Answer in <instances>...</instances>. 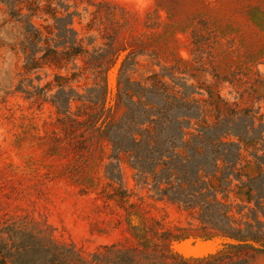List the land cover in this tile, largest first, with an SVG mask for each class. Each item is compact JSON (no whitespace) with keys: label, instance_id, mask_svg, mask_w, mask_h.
<instances>
[{"label":"rangeland","instance_id":"374dc122","mask_svg":"<svg viewBox=\"0 0 264 264\" xmlns=\"http://www.w3.org/2000/svg\"><path fill=\"white\" fill-rule=\"evenodd\" d=\"M240 1L0 0V215L52 238L59 261L60 248L67 244L76 251H64L67 264H76L79 258L118 264L117 252L138 243L125 209L101 191L112 194L122 185L151 224L176 236L187 235L172 239L158 254L138 256V264H183L161 258L166 249L187 259L221 250L226 241L199 234L207 225L197 205L214 204L213 196L191 195L181 203L186 193L176 175L171 178L177 185L170 188V197L154 189L170 187L165 175L179 162L180 166L185 162L187 178L193 179L189 173L200 167L212 173L219 164L218 175L236 183L241 155L264 154L258 139L264 138V100L248 94L254 79L264 78V23L258 20L262 10L251 6L259 3L264 8V0L246 1L247 6ZM243 7L250 25L234 12ZM74 46L89 52L58 67L28 68L29 59L42 57L48 48L65 51ZM115 71L116 86L110 79ZM58 73L62 86L56 82ZM153 74L168 85L167 90L156 89L150 81ZM216 75L227 79L218 86L222 97L256 115L249 138L229 135L216 142L231 127L205 102L202 79L214 82ZM115 87L116 98L109 106L115 105L118 126L111 136L117 143L129 142L132 133L151 126L147 135L156 144L146 145L151 150L147 157L114 146L108 138L97 142L88 132L89 115L105 108ZM192 117L207 124H194ZM247 120L238 131L251 125ZM194 130H201L205 138L204 153H195L196 138L180 149V140ZM136 155L147 158L144 166L135 168ZM161 161L163 166L157 164ZM254 183L264 201V171ZM224 193L218 200L230 204ZM187 204L196 210L188 211ZM245 206L243 212L250 214L256 203ZM231 213L239 217L238 208ZM259 214L264 222V208ZM215 217L218 225L228 224L223 211ZM106 245L110 248H103ZM252 264H264V256Z\"/></svg>","mask_w":264,"mask_h":264},{"label":"trees","instance_id":"16d2710c","mask_svg":"<svg viewBox=\"0 0 264 264\" xmlns=\"http://www.w3.org/2000/svg\"><path fill=\"white\" fill-rule=\"evenodd\" d=\"M246 1L241 0L239 5L247 6ZM264 4V3H263ZM262 10V16L258 19L260 22L264 23V8L261 4L257 3L256 5H251ZM235 14L239 15L247 25H250V21L247 18L248 11L243 7L234 11ZM257 21V20H256ZM264 32V29H263ZM81 52L88 53V49L79 50V47H71L65 51H58L57 49L48 48L45 53L40 58H32L28 61V68L30 70H35L41 68L43 65H53L61 66L66 62H69L73 59H76L80 56ZM250 56H248L249 58ZM248 61H253V57H250ZM127 63V62H126ZM123 68L125 67V64ZM154 79L150 77V81L154 84L157 90H167L168 85L163 83L159 78L158 74L152 75ZM197 77V75H195ZM56 82L58 86H62L63 79L60 73L55 74ZM216 80L214 82H206L202 79V89L207 93L205 98L206 104L215 112L216 116L222 119H228L231 123L229 127V133L225 136H221V140L216 142H222V139L229 136H239L241 139H247L254 132V125L252 124L256 119L255 114L248 112H243L242 106H237L231 104L229 101L225 100L218 90V86L222 81L227 79H222L219 75L214 77ZM68 79V78H67ZM249 96L254 97L257 100H264V78L257 76L254 79L252 86L249 90ZM119 97V95H118ZM121 100V94H120ZM124 101V100H123ZM122 101V102H123ZM119 102V99L118 101ZM111 104V103H110ZM109 104V105H110ZM107 102L105 108L102 110H97L95 113L89 115L92 122L88 126V132L94 135L96 141L102 139H110L114 146L121 145V148H126L135 153H144L145 156H149L151 150L147 148V144L153 141L147 135L149 128L138 129L131 134V139L129 142L117 143V141L111 136L113 129L118 126L116 115L114 114V106L107 107ZM113 105V104H112ZM120 102L117 103L116 110H119ZM261 118V117H260ZM89 119V121H90ZM194 119V124H200L202 127H205L203 122L196 117ZM249 121L251 125H248L245 131H238L237 127L240 123ZM88 121V123H89ZM264 124L263 122H261ZM191 133V135L186 140H180V149L185 150L189 143H192L194 138L198 140V147L194 150L195 153H204V144L205 138L201 135V130ZM264 133V131H263ZM114 139V140H113ZM259 140L263 142L264 138L259 137ZM155 140H158L156 138ZM85 144V141L82 145ZM124 144H128L130 147H123ZM85 151L89 153L90 141L87 143ZM98 148L95 152L97 153ZM241 149L238 150V153H241ZM83 152V151H82ZM244 159L241 160V163H238L240 166L236 170L235 182L231 177H224L223 175H218L221 170L219 164L216 165V169L211 173L209 170H205V167H200L195 169V174L191 175V178H187L183 165L180 166V162L176 163L175 167H170L171 171L165 175L166 180L170 181V187L165 184L167 187L158 190L161 193L162 197H170L171 187L177 185L176 180H172V176L176 175L180 177V190L185 191L184 199L181 200V203H186V199L190 200L191 195L196 196H213L212 201L214 204L197 205L199 209L198 215L206 227L200 229V236L204 239H215L221 238L224 241V247L216 253L209 254L203 258H191L187 259L185 257L176 255L174 253L168 252L165 250V254L161 255V258L164 260L173 259L181 260L183 264H252L259 257L264 256V222L260 220L259 209L264 208V201L259 200L257 188L254 181L258 179L264 171V154L259 155L258 153L252 156L241 155ZM138 162H135V168L139 165L144 166L147 158L140 155H136ZM134 158V155H133ZM149 158V157H148ZM185 161V160H184ZM167 161V166L170 164ZM158 165L163 166L164 161L157 162ZM162 170V168H160ZM142 173H144L142 171ZM164 173V170H163ZM157 175V173H153ZM227 182V185L224 183ZM207 182V183H206ZM108 185L107 187H109ZM190 186H195L190 188ZM93 187V186H92ZM98 190V187H96ZM107 194L104 191H101V194L107 197L108 199L115 200L120 206H122L127 212V220L131 225L132 233L137 239L138 246L133 249H128L125 251L117 252L120 256L118 264H138L136 258L138 256L149 257L155 254H158L166 245H170L172 239H180L186 237V233L182 235H174V233H167V231H161L160 225L158 223L151 224L150 221L145 217V212L142 207L137 203L131 200L132 194L129 193V190L125 189L122 185L117 188H114L112 194L105 189ZM225 192L222 197L226 198L230 204L226 202L219 201V194ZM176 193H180L179 191ZM186 196V197H185ZM232 199V201H231ZM175 200L180 203V199L175 197ZM256 203L255 208H251L250 214L243 212L245 204L249 205L251 203ZM188 211L196 210L193 204L185 205ZM233 207L238 208L239 217H236L231 213ZM223 211V215L227 220V225H218L216 222V214L218 211ZM252 215V217H250ZM251 218V219H250ZM11 219H7L6 216L0 215V264H67L66 254L64 251L67 250L70 253H74L75 246L71 248L64 244L60 248L61 261L58 260V247L56 242L52 238H47L44 236V232L36 229H29L27 227H22L21 223L17 221L11 222ZM213 226V227H210ZM103 248L108 249L109 246H104ZM76 264H92V261H87L83 258H79Z\"/></svg>","mask_w":264,"mask_h":264},{"label":"bare ground","instance_id":"6f19581e","mask_svg":"<svg viewBox=\"0 0 264 264\" xmlns=\"http://www.w3.org/2000/svg\"><path fill=\"white\" fill-rule=\"evenodd\" d=\"M120 64H121V60H120V62L118 63L117 68L120 67ZM110 75H111V74H110ZM110 79H111V80H114V85L116 86L117 83H118V71H115V75H111V76H110ZM111 80H110V81H111ZM116 93H117V87H115L114 93H113L112 95L108 96V101H107V104H108V105H107L106 108H109V104H110L112 101L115 100V98H116ZM112 103H113V102H112Z\"/></svg>","mask_w":264,"mask_h":264}]
</instances>
